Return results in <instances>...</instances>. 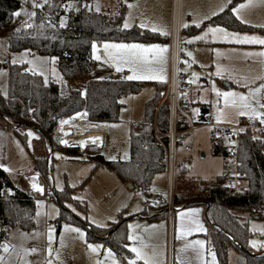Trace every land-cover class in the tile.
Masks as SVG:
<instances>
[{
  "label": "rangeland",
  "instance_id": "obj_1",
  "mask_svg": "<svg viewBox=\"0 0 264 264\" xmlns=\"http://www.w3.org/2000/svg\"><path fill=\"white\" fill-rule=\"evenodd\" d=\"M21 1L24 5L17 13L19 20L30 23L32 22L30 16L34 15V7L41 6L44 1ZM123 1L127 3L128 0ZM185 2L187 3L186 0H172L173 11L178 16L180 13L183 16L187 15L188 6ZM117 5V0H68L66 9L79 10L88 7L113 15L116 13ZM233 10L245 18H255L264 24V0H240L234 5ZM195 17L198 18V15ZM66 21V17L61 20L62 24H66ZM132 24L134 23H130L129 18L124 20V26L129 27ZM252 25L264 27L259 24ZM11 29V27L0 29L2 95L8 97L9 94L8 63L23 64L29 72L41 75L45 82L53 81L61 87L66 86L55 56L34 54L30 50L14 52L9 50L8 39ZM209 29V27L205 28L198 36L192 38L196 45V53L183 60L194 74L193 81L197 82L202 78L206 80V85L200 88L201 98L212 101L216 122L236 124L244 116L257 117L264 113L262 87L257 82L247 83L243 79L248 72H251L250 76L254 75V72L260 73L258 70H261L259 67L264 59L263 48L239 43L215 45L217 53H214L212 50L214 46L205 42ZM113 41L116 40L94 42L93 58L99 65V72H94L93 78L96 80L127 78L143 82L144 85L137 93L122 97L123 106L119 119L109 122L108 142L100 153L106 160H128L131 156V134L136 128L133 123L143 120L146 102L156 95L154 81L157 72H152L145 60L136 63L135 60L124 55V58H121V55L109 46ZM219 47L223 48L219 50ZM184 50L186 51L185 46ZM212 51L214 54L226 51V59L219 65L220 57L212 60ZM197 53L202 55L204 62L197 59ZM195 60L198 65H195ZM215 61L217 63L213 66ZM221 72L228 75H221L223 74ZM19 131L25 134L26 144L12 127L0 124L1 166L10 171L21 187L26 188L29 185L27 176L32 174L36 156L41 154L39 148L42 145L44 158L47 161L49 157L50 160V179L41 174L44 185L37 184L38 195L32 193L33 196L41 198L37 200L35 228L26 230L14 227L11 230L8 240L0 246V264H143L145 262L167 264L171 248L174 259L180 264H218L216 253L211 247L207 248L204 235L192 238L181 247L180 239L174 238V228L172 231L167 224L164 229L165 237L163 224L156 225L155 222L146 226L142 224L134 226L131 239L126 245V248L133 253V257L116 254L101 240L90 239L87 224L108 227L112 221H117L120 217L128 218L129 239L131 216L140 213L148 203V199H159L160 193L168 187L167 172L155 176L151 192L146 195L142 191H135L130 182L121 180L112 169L105 165H97L85 155L74 156L67 153L52 140L45 139L36 129L20 127ZM253 134L264 142V131H253ZM52 144L55 148H52ZM186 145L190 150H185ZM213 148L214 143L210 139L208 127H198L179 139L176 165L178 167L183 164L185 172L181 178L176 176V191L179 188L183 191L191 189L195 193L199 190L198 182L211 184L221 177L224 173L222 156L214 154ZM59 192H68L71 199L65 200L61 205L55 197ZM49 193L53 194L50 198L47 197ZM162 204L164 205L163 201ZM179 206L177 205V209ZM62 207L78 220L72 221L65 217L66 213L63 212ZM242 215L252 231L249 239L251 250L254 253L264 251V217L261 215L250 217L245 212ZM195 220L188 219L190 222ZM147 232L155 233L159 243L161 239H166V244L172 245L166 249L163 261L157 259L161 253H155L154 256L157 258L152 257L150 251L139 247L140 241L137 237ZM229 263L242 264L240 253L235 248L229 250Z\"/></svg>",
  "mask_w": 264,
  "mask_h": 264
},
{
  "label": "trees",
  "instance_id": "obj_2",
  "mask_svg": "<svg viewBox=\"0 0 264 264\" xmlns=\"http://www.w3.org/2000/svg\"><path fill=\"white\" fill-rule=\"evenodd\" d=\"M43 1L41 6L34 7V15L30 16L32 22L26 23L21 21L22 19L19 20L17 15L23 7L21 0H0V29L12 28L8 39L11 52L30 50L34 54L55 56L66 86L61 87L53 81L45 82L41 75L29 72L23 64L8 63L9 94L4 97L0 92V119L12 127L25 144V134L19 131L20 127L34 128L45 139L52 140L67 153L74 156L83 155L79 149L62 147L56 142L54 128L57 118L86 108L91 122L116 121L123 106L122 97L137 93L144 85L143 82L122 79H94V42L157 41L163 37L138 25L125 27L123 5L116 15L111 16L88 7L67 10L68 0ZM239 1L232 0L227 9L201 26L193 27L191 31L200 30L206 24H219L234 30L264 33V27L245 24L233 14L232 8ZM63 17L67 19L66 24L61 22ZM85 86L86 99L81 96V90ZM161 87L162 85H158L156 95L146 102L141 125L134 124L136 128L131 134V156L128 160H106L102 154L87 156L97 165L112 169L121 180L130 182L135 189L148 195L155 176L166 171L168 138L158 136L152 126L156 117L157 129L161 133H167L169 130V106L163 104L159 107ZM187 127L186 121L178 122L179 130ZM52 148H55L53 144ZM213 152L220 156L227 153L221 143L214 144ZM240 158L243 162L244 191L232 193L222 184L220 177L211 183L213 185L209 186L207 192L200 188L195 193L191 189L183 191L179 188L175 194V204L204 205V219L208 229L205 236L209 246L216 253L218 264H230L231 248L240 253L242 264H264V251L254 253L250 248L252 231L242 215L245 212L250 217H264V142L256 137L252 130L242 134ZM35 169L50 179L46 158L36 157ZM184 172V165H179L177 178H181ZM4 189H10L11 197H3ZM55 197L61 205L65 200L71 199L68 192H59ZM38 199L18 188L6 169L0 165V246L8 240L14 227L26 230L35 228ZM152 208V211L147 209L152 218L164 214L161 206ZM63 209L65 217L69 220H78L64 207ZM127 221L128 218L120 217L109 227L87 224L89 238L101 240L116 254L130 255L125 247L128 241Z\"/></svg>",
  "mask_w": 264,
  "mask_h": 264
},
{
  "label": "crops",
  "instance_id": "obj_3",
  "mask_svg": "<svg viewBox=\"0 0 264 264\" xmlns=\"http://www.w3.org/2000/svg\"><path fill=\"white\" fill-rule=\"evenodd\" d=\"M186 1L187 3L185 2V5L187 4L188 10L186 11L187 15H184V16L182 13H180V15L178 16V14H176L173 11L172 0H128L127 3H125L123 0H117L118 5H117L116 13L113 15L108 13L111 16L116 15L121 5H123L125 7L124 20L129 18L130 23H134L129 27L138 25L144 29H148L150 31L156 32L163 37V39L157 40V41L116 40V41L109 43V46L113 48L114 51L118 52L121 55V58L124 55L127 58L130 57L131 60L132 59L135 60L136 63H142L145 60L144 62L148 64V67L150 68V70L152 72H157V75L154 81V84H156V91H157V86L162 85L161 84L162 81H164L168 76L170 37L176 25L180 29L182 27L181 30H182L183 39L185 42L184 46L186 47V51H185L184 46H183V59L188 58L189 55L194 56V53H196L197 49H196L195 42L192 40V38L195 36H198V34L207 27L210 28L209 29L210 32L205 42L206 44H211L212 46H214L212 47V50H214V53H217V51L215 50V45H227V44L239 43L241 45L249 46V47L250 46H257L258 48L262 47L263 54H264V33H261L259 31L234 30V29H230V28H227L219 24H206L200 30L191 31L193 27L201 26L206 21L211 19L213 16L227 9L230 6L232 0H186ZM233 8H232L233 14L241 22L248 24V25H252V24L264 25L263 23L255 20V18H245L240 13H235ZM195 15H198V18H196ZM196 19H198V21ZM123 25H124V22H123ZM252 26L260 27L256 25H252ZM188 45H194L195 49L190 50ZM221 48L223 47H219V50ZM214 53L212 55V60L218 59L220 57L219 58L220 61H218V64L220 65L221 62L226 59V51L220 54H214ZM196 57L201 62H204L205 60L204 58H202V55L200 53L199 54L197 53ZM216 63L217 61L213 62V66ZM261 63L262 65L259 67L261 70H258L260 71L259 74H256V72H254L255 74L250 76L251 72L250 73L248 72L247 74L243 76V79L247 81V83L257 82V84L262 87V90L264 92V88H263L264 86V59L261 61ZM195 65H198L197 61L195 62ZM92 70H93V73L99 72L98 71L99 65L96 62L93 63ZM221 73H223L221 75H228L226 72H225L226 74H224V72H221ZM116 74L119 75V73H116ZM118 79L136 81V80L127 79V78H116V79H109V80H118ZM205 81L206 80L204 78L197 80V82L193 81V88L188 93L189 116L191 120H194L197 117V115L200 113L211 112L216 121V116L214 112L212 111L213 109L212 101H208V99L201 98L200 88L206 85ZM136 82H139V81H136ZM142 121H134V123L135 122L141 123ZM1 123L3 124V126L7 125V123L2 119H0V124ZM103 123L109 124V122H103ZM109 129H110V125H109ZM108 138H109V132L107 133V142H108ZM107 142H106V145H107ZM39 150L41 154H39V156H36V157L37 158L44 157L42 145L39 148ZM93 151L95 150H89L87 152H82V153L85 156L101 154L100 153L101 150H98L95 152ZM48 158L49 157H47V166L49 168L50 160ZM5 169L10 175V177L12 178V180L15 182L17 187L27 192L30 195H32V193H35L38 195L37 184H41V186L44 185V182L41 176L42 173L39 170L35 169V164L33 165L32 174L27 176L29 185L26 188L21 187V185L13 177L10 171L7 168ZM151 187H150V192H151ZM135 191H141V190L135 189ZM39 199L41 198L39 197ZM159 206L163 208L164 214L162 216L152 218L151 215L147 213V211L148 210L152 211L153 209L152 207H159ZM192 210L194 212H192ZM176 212L177 213H175V227H174L175 237L174 238L178 237L180 239L181 247L185 246L186 243L190 242V240L192 238H195L196 236H199V235L205 236L208 229H207V225L204 219V216H205L204 205L202 204L190 205V206L181 205L178 207ZM191 218H194L196 220L193 222L188 221V219H191ZM165 219H166V222H165ZM113 222H115V220L112 221V223ZM155 222H156V225L163 224V233L165 237V232H164L165 224L168 225V220H167L166 213H165V206L162 204L161 199H156V200L148 199V203H146L142 211L138 214L131 216L130 218V221H129V233L130 234H129V239L126 245H128L131 239V234H132L131 231L134 226H136L137 224H142L143 226H146V225H149ZM112 223H110V225ZM127 227H128V221H127ZM156 236L157 235L155 233L147 232L137 237L140 241L139 247H141L142 249H145V251L146 250L150 251L149 254L152 257L157 258V256H154L155 253H158V254L161 253L160 256H158L159 258L157 259H160L161 261H163L166 255V249L168 248L169 244L168 245L166 244V241H165L166 239H161L159 243L157 241ZM127 237H128V233H127ZM205 240H206L207 248L210 247L209 241L206 236H205ZM129 252L131 253L129 256L133 257V253L130 250ZM183 262L186 263L185 259H183ZM143 264H146V262ZM174 264H180V263L174 259Z\"/></svg>",
  "mask_w": 264,
  "mask_h": 264
},
{
  "label": "built area",
  "instance_id": "obj_4",
  "mask_svg": "<svg viewBox=\"0 0 264 264\" xmlns=\"http://www.w3.org/2000/svg\"><path fill=\"white\" fill-rule=\"evenodd\" d=\"M185 42L183 39L182 30L176 25L170 37V54H169V70L167 78L162 81V88L160 90L159 107L163 104L169 106V130L167 133H161L156 127V117L152 126L158 136H165L168 138V146L166 153V171L168 174V187L159 195V199L164 202L165 213L168 220V226L173 231L175 224V212L177 206L175 204L176 194V149L178 140L185 137L186 133L197 129L198 127H208L210 129V139L214 144L221 143L227 153L222 156V168L224 173L221 175L222 184L228 187L232 193L244 191L242 178L244 172L242 170L243 162L240 158V145L242 134L248 130L264 131V113L257 117H244L236 124H220L217 123L211 112L200 113L194 120L189 116V98L188 93L193 88V72L189 69V65L183 60V46ZM190 50H194V45H188ZM88 83V81H87ZM87 85V84H86ZM81 96L86 99L87 86L81 90ZM158 110V109H157ZM79 121L88 123L95 131L100 132L102 136L90 141L87 145H82L80 142V134L77 132L65 131L66 128L59 129V126L64 118L75 116ZM180 120L186 121L188 127L182 130L178 129V122ZM140 126V122L134 123ZM109 132V124L103 122H91L89 111L83 108L72 115L60 116L56 120L54 128L56 142L66 148H76L81 152L89 150H102L106 146L107 133ZM185 150H190L189 146H185ZM213 184H206L198 182L201 190L207 192L209 186ZM3 197H11L10 189H4ZM47 197H52V194H47ZM172 247V245H168ZM170 249V248H169ZM168 257L167 264H174V257L171 253Z\"/></svg>",
  "mask_w": 264,
  "mask_h": 264
},
{
  "label": "bare ground",
  "instance_id": "obj_5",
  "mask_svg": "<svg viewBox=\"0 0 264 264\" xmlns=\"http://www.w3.org/2000/svg\"><path fill=\"white\" fill-rule=\"evenodd\" d=\"M78 117H80V114L64 118L59 129L66 128L65 131L67 132L75 131L80 134L79 139L83 146L87 145L90 141L97 139V137L102 136L100 132L95 131L93 127L88 125V123L79 121Z\"/></svg>",
  "mask_w": 264,
  "mask_h": 264
},
{
  "label": "water",
  "instance_id": "obj_6",
  "mask_svg": "<svg viewBox=\"0 0 264 264\" xmlns=\"http://www.w3.org/2000/svg\"><path fill=\"white\" fill-rule=\"evenodd\" d=\"M2 118L6 119L3 115H1Z\"/></svg>",
  "mask_w": 264,
  "mask_h": 264
}]
</instances>
